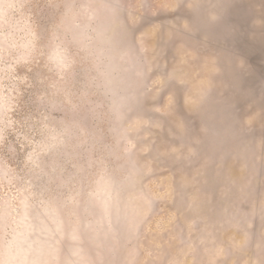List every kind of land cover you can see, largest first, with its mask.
I'll return each instance as SVG.
<instances>
[{"label": "rangeland", "instance_id": "374dc122", "mask_svg": "<svg viewBox=\"0 0 264 264\" xmlns=\"http://www.w3.org/2000/svg\"><path fill=\"white\" fill-rule=\"evenodd\" d=\"M0 264H264V0H0Z\"/></svg>", "mask_w": 264, "mask_h": 264}]
</instances>
